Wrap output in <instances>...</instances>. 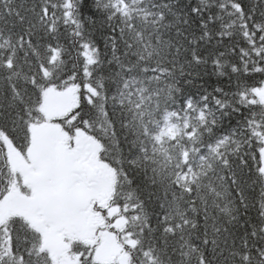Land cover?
<instances>
[{"label":"snow or ice","instance_id":"1","mask_svg":"<svg viewBox=\"0 0 264 264\" xmlns=\"http://www.w3.org/2000/svg\"><path fill=\"white\" fill-rule=\"evenodd\" d=\"M0 264H264V0H0Z\"/></svg>","mask_w":264,"mask_h":264}]
</instances>
